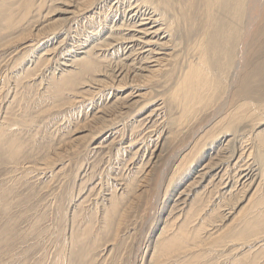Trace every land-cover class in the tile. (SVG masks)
Returning a JSON list of instances; mask_svg holds the SVG:
<instances>
[{
	"label": "rangeland",
	"instance_id": "374dc122",
	"mask_svg": "<svg viewBox=\"0 0 264 264\" xmlns=\"http://www.w3.org/2000/svg\"><path fill=\"white\" fill-rule=\"evenodd\" d=\"M24 1L0 0V132L3 131L0 133L3 136L0 135V264H16L18 260L20 264H38L43 260L50 264L62 246L72 256L71 264H77V257L81 255L83 262L91 264H134L137 260L138 264L154 261V264H264V233L258 237H251L249 233L254 223L264 221V214L258 217L251 208L245 209L252 196L251 192L243 193L250 181L241 175L242 171H250L251 180L257 175L260 165L253 160V148L250 150L249 144L244 143L241 157L230 162L224 159L219 174L222 182L214 175L219 170H211L201 181L197 176L201 173L204 151L208 153L205 163L215 157L213 153L227 157L226 151H217V144L210 146L208 141L201 151L195 150L186 159L184 166L179 167L181 170L177 168L184 154L172 156L173 151L191 140L192 132L205 121V115L196 113L193 120L184 121L188 113L180 117V111L170 108L165 97L166 102L156 101L160 109L152 117L149 110L154 109L153 105L145 107L139 116L129 117L127 114L135 105L133 101L138 99L135 94L123 100L124 108L120 106L122 101L118 102V109L122 111L115 113V117H106L104 125L94 124L92 115L112 103L114 97L121 94L126 97L128 86L117 88L116 79L98 74L93 82L104 80L107 86L103 87V83L93 86L90 82L77 84L62 92L60 98L50 90L78 71L72 59L80 57L92 41L102 36L100 30L107 28L105 24L112 26L117 21L111 7L115 0L109 2V10H105L108 3L102 1L92 14L74 16L62 23L58 19L67 0H32L28 11L22 6ZM70 1L71 5L82 2ZM8 9L14 11L13 26L4 30ZM92 16L94 22L90 24ZM94 54L105 69L109 56L104 60L101 50ZM256 79V83H264V76ZM165 81L146 83L139 93H148V98L160 95L172 83ZM261 93L264 99V91ZM102 126L109 130L100 131ZM250 130L249 124H245L236 136L243 137V142L250 140ZM168 132L174 133L176 140L166 144L159 153L161 137ZM10 138L16 142L13 156L8 148ZM236 145L239 146V140ZM250 152L252 155L248 156ZM149 161L155 164L154 174L164 173L157 204L152 210L148 204L156 176L142 193L135 189V193L122 195L131 183L140 185ZM246 164L248 168L244 167ZM184 174L187 177L182 179ZM141 185L137 188L141 189L144 184ZM114 204H118L117 213L105 228L103 221ZM232 206L235 208L229 210ZM195 208L201 209V213L193 224L204 221V227H208L205 229L206 254L199 253L198 258L196 253L160 257L159 242L173 238L178 226ZM172 224L160 240L156 239L165 225ZM224 232H227L224 244L209 245L211 238ZM240 234L244 236L236 238ZM122 241L127 248L118 256ZM26 256L32 257V261L26 262Z\"/></svg>",
	"mask_w": 264,
	"mask_h": 264
},
{
	"label": "bare ground",
	"instance_id": "6f19581e",
	"mask_svg": "<svg viewBox=\"0 0 264 264\" xmlns=\"http://www.w3.org/2000/svg\"><path fill=\"white\" fill-rule=\"evenodd\" d=\"M102 1L108 3L106 5L104 4L106 6L105 10L114 7L112 14H114L113 16L117 15V19H115L117 21L114 22L112 26L105 24L107 28H101L102 30L100 31H102V36L92 41L88 45L87 50H85L80 57H74L72 59V63L79 67L78 71L64 78L61 83L54 85L50 91L53 95L60 98L62 92L75 88L77 84L83 85V83L86 84V82H90V85L93 86H97L99 83L101 85L104 80L100 79L101 81L95 80L97 83L93 82L95 79L94 77L98 76V74L102 77L109 76L112 80L116 79L118 81L116 82L117 88L123 85L128 86L130 90L126 97H122V94L114 97V101H111L112 103L106 106L104 108L105 110L99 108V110L92 115V122L94 124L101 122L103 124L106 117H115V113L122 111V109H118V102L122 101L120 106H123L124 104L122 105V103L129 98V96L132 98L135 94H137L135 98L138 99L133 101L135 105L132 107L130 113L127 114L129 117L134 114L138 115L145 107L147 108V106L153 105L154 109L152 107V109L149 110V114H151L152 117L159 112L160 109L156 106V101L161 99L166 102L165 97L170 103V108H176L180 111V117L182 116V118H184L183 115L188 113L189 116L187 117L185 115L184 121L190 118L193 120L196 113L197 116L205 115V121L197 130L192 132L191 140L184 145L182 144L175 152L173 151V156L171 155L172 158L181 157L184 154L180 158L177 169L181 170L179 167L186 163V159L193 155L195 150L199 149V151H201L209 141L210 143L208 145L212 146L213 144H217V151L220 152L222 150L221 152H223L224 150L226 151V153H224L228 155L227 157H220L219 154L213 153L215 157L212 158L211 156L210 159L212 158V160H208L205 163L204 160L207 159L206 155L208 153L207 150H202L204 153L201 156L204 160L200 162L201 173L197 177H199V180L203 181L211 170H214V172L219 170L214 175H217V178H220L219 181L222 182L223 177L221 178V176H219L223 170V166H221L222 162L224 159L230 162L232 159L241 157L242 151L240 149H242L244 143H248L249 149L251 150L253 148L254 150L253 160L260 166L258 172H255L257 174L256 177L253 175L254 177L252 180L249 175L250 171H246L245 173L243 171L241 172L242 177L244 179L246 178V180L248 178L250 181L248 185L245 186V191L243 193L251 192L252 196V200L248 201L245 209L249 207L252 211L256 212L258 217H260V215L262 216L264 214V99L261 96V91H264V83L259 84L254 80L257 76H264V0H115V2H113L114 5L111 7L109 6L111 0H82V2L73 5L68 4L71 3V1L67 0V2L62 5L60 12L61 19H57L62 23V21L66 22L69 18L74 16L92 14L96 5L100 4ZM31 4L32 0H25L22 6L24 10L28 11ZM13 13L14 11L12 10H6L5 15L7 16H4V18L6 17L4 20L5 28L2 27L4 30L13 26ZM26 14L27 12L25 15L23 13L24 16H26ZM96 14L97 16L94 19L97 20L99 15L98 13ZM93 16L89 17L91 19L88 21L90 24L94 22ZM58 20L56 24L59 22ZM103 31L105 32L103 33ZM21 39L23 40V38ZM83 49H85V47ZM100 50L102 54H104V60L109 56V61L105 69H102L103 67L100 65L103 64H100V61L94 57V53ZM108 71L110 74H108ZM131 74L132 79L129 80ZM160 80H167V82L172 81L168 90H164L160 95L149 98L147 97L149 96L148 93H139L146 83H159ZM255 83L257 86L254 85ZM105 86L107 85L104 84L103 87ZM259 97L261 99H259ZM126 108H128V105ZM149 114L144 117V120ZM168 121L169 124L172 123L170 120ZM245 124H249L251 128L250 133H248L251 138L243 142V137H238L236 134H238L239 131L241 132ZM107 126L100 127V131L109 130ZM240 126H242V128ZM2 132L1 130L0 133L3 134ZM165 135L161 137L159 153L166 147V144H171L172 141L176 140L174 133L170 134V132H168L167 135ZM197 138H199V141L196 140ZM2 140H4V138ZM194 140L198 143L196 142L193 145V142H195ZM238 140L239 146L236 145ZM10 141H12V139ZM5 143L2 144L5 145ZM15 147L16 142L13 140L10 147H8L10 151L7 150V152H12L10 153L12 156L14 152H16V150H14ZM244 152L246 151L244 150ZM251 155L250 152L248 156ZM201 160L202 159H200V161ZM151 164L152 162L147 164L146 170L143 173L144 176L139 182L140 185L135 184V186L131 183L128 188L126 187V191L124 189L122 191V195L135 193V189L142 193L147 189L149 183L153 181L152 177L156 176L155 183H152L154 193L151 197L150 204H148L150 210L157 204V195L160 193L162 187L161 181L164 174L163 171L162 173L160 171L158 175H156L157 173L154 174L155 164ZM247 166L246 164L244 167ZM244 167L243 170L245 169ZM185 174L181 176L183 177L182 179L187 177ZM141 183L144 184L143 187L141 189L137 188L142 186ZM197 184L199 185V183ZM227 185L225 184V186ZM247 193L245 194L247 195ZM246 195L242 199L243 201L246 199ZM117 207L118 204H114L107 213V217L105 221H103V226L105 228L109 227L112 217L117 213ZM234 208L235 207L232 206L229 210H233ZM200 211L201 209L195 208L192 214L188 216L187 220L183 221V223L178 226L177 232L173 238H163V240L159 242L158 250L160 257L166 258L172 255L181 256V254L196 253L197 256L195 257L198 258L200 256L198 255L199 253L202 255L206 254L205 229L208 227H204V221H199L197 223L195 221L196 224H193L195 217H198L201 213ZM243 211L244 210H242V212ZM260 223L261 225H259ZM170 227H173V224L165 225L156 239L160 240L166 229H170ZM260 229L264 230V221L262 220L252 225V229L249 231L251 237L262 235L264 231L260 232ZM115 230L118 229L115 228ZM226 235L227 232H224L222 235L219 234L211 238L209 245L211 243L224 244ZM235 236L237 235H233L234 238ZM243 236L244 234H240V236L238 235L236 238ZM125 244L126 243L123 241L120 243L122 250L118 252V256H122V251L127 248ZM156 251L157 250H155V252ZM67 253V248H63V246L60 247L58 253L51 259L50 264H71L72 260L69 261L71 255ZM136 254H139L138 250ZM81 256L82 257H77V264H91L90 262H83L81 260V258L83 259V255ZM136 256L134 259L135 261ZM31 259L32 257L27 259L26 256V262ZM21 260L23 262L25 261L23 259ZM19 261L20 260H18L16 264H20ZM44 261L45 260H43V262L40 261L38 264H47ZM134 264H138V260L134 262Z\"/></svg>",
	"mask_w": 264,
	"mask_h": 264
}]
</instances>
